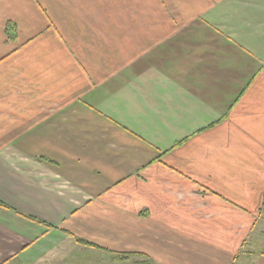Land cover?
<instances>
[{
  "label": "crops",
  "instance_id": "1",
  "mask_svg": "<svg viewBox=\"0 0 264 264\" xmlns=\"http://www.w3.org/2000/svg\"><path fill=\"white\" fill-rule=\"evenodd\" d=\"M263 198L264 0H0V264H264Z\"/></svg>",
  "mask_w": 264,
  "mask_h": 264
},
{
  "label": "trees",
  "instance_id": "2",
  "mask_svg": "<svg viewBox=\"0 0 264 264\" xmlns=\"http://www.w3.org/2000/svg\"><path fill=\"white\" fill-rule=\"evenodd\" d=\"M0 206H3V205L0 203ZM262 211L264 212V198H263V202H262ZM78 243H83L84 244L85 242L78 240Z\"/></svg>",
  "mask_w": 264,
  "mask_h": 264
}]
</instances>
